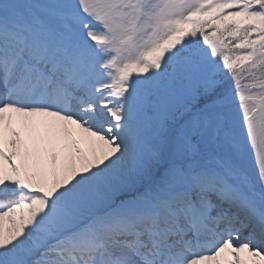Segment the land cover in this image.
I'll use <instances>...</instances> for the list:
<instances>
[{
    "label": "snow or ice",
    "instance_id": "snow-or-ice-1",
    "mask_svg": "<svg viewBox=\"0 0 264 264\" xmlns=\"http://www.w3.org/2000/svg\"><path fill=\"white\" fill-rule=\"evenodd\" d=\"M0 264H264V0H0Z\"/></svg>",
    "mask_w": 264,
    "mask_h": 264
}]
</instances>
